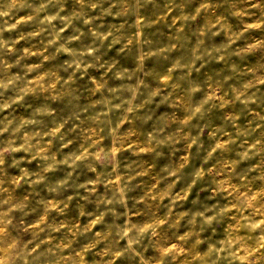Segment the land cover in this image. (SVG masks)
Returning <instances> with one entry per match:
<instances>
[{"label":"clouds","instance_id":"9594fccd","mask_svg":"<svg viewBox=\"0 0 264 264\" xmlns=\"http://www.w3.org/2000/svg\"><path fill=\"white\" fill-rule=\"evenodd\" d=\"M0 264H264V0H0Z\"/></svg>","mask_w":264,"mask_h":264}]
</instances>
